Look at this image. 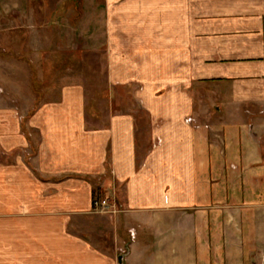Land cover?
Here are the masks:
<instances>
[{
    "label": "crops",
    "instance_id": "obj_1",
    "mask_svg": "<svg viewBox=\"0 0 264 264\" xmlns=\"http://www.w3.org/2000/svg\"><path fill=\"white\" fill-rule=\"evenodd\" d=\"M0 3L18 24L24 1ZM83 8L109 50L111 102L130 90L141 112L94 121L84 84L30 115L0 96V264H263L264 0ZM105 189L122 199L125 251L81 224Z\"/></svg>",
    "mask_w": 264,
    "mask_h": 264
},
{
    "label": "rangeland",
    "instance_id": "obj_2",
    "mask_svg": "<svg viewBox=\"0 0 264 264\" xmlns=\"http://www.w3.org/2000/svg\"><path fill=\"white\" fill-rule=\"evenodd\" d=\"M23 1L25 8L21 9L25 13L21 16L20 11L18 24L0 22V96L9 94V102L30 115L51 93L55 98L64 86L84 84L86 108L94 121L105 109L141 112L130 90H120L116 95L122 98L111 102L114 93L108 82L109 50L104 39L94 38L99 33L96 16L91 15L96 13L92 11L89 20V15L81 13L86 0ZM91 8L94 10V6ZM13 15L18 14L11 13L10 17ZM110 192H97L94 201L108 198L115 209L95 212L81 224L95 246L116 253L126 249L129 222L121 214V197Z\"/></svg>",
    "mask_w": 264,
    "mask_h": 264
},
{
    "label": "built area",
    "instance_id": "obj_3",
    "mask_svg": "<svg viewBox=\"0 0 264 264\" xmlns=\"http://www.w3.org/2000/svg\"><path fill=\"white\" fill-rule=\"evenodd\" d=\"M192 119L189 120V122H191ZM94 211L95 212H105L107 209H111L113 208V210L115 209L114 206H112V204L110 203L109 199H96L94 201Z\"/></svg>",
    "mask_w": 264,
    "mask_h": 264
},
{
    "label": "water",
    "instance_id": "obj_4",
    "mask_svg": "<svg viewBox=\"0 0 264 264\" xmlns=\"http://www.w3.org/2000/svg\"><path fill=\"white\" fill-rule=\"evenodd\" d=\"M125 256H126V255L118 256V257H119L118 260H119V263H120V264H123V261H124V259H125Z\"/></svg>",
    "mask_w": 264,
    "mask_h": 264
}]
</instances>
